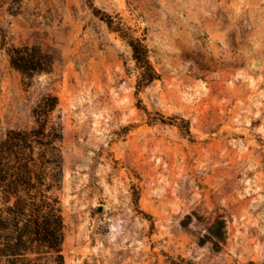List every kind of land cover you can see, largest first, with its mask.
Returning a JSON list of instances; mask_svg holds the SVG:
<instances>
[{"label":"rangeland","instance_id":"374dc122","mask_svg":"<svg viewBox=\"0 0 264 264\" xmlns=\"http://www.w3.org/2000/svg\"><path fill=\"white\" fill-rule=\"evenodd\" d=\"M47 98L63 264H264V0H0V144Z\"/></svg>","mask_w":264,"mask_h":264},{"label":"trees","instance_id":"16d2710c","mask_svg":"<svg viewBox=\"0 0 264 264\" xmlns=\"http://www.w3.org/2000/svg\"><path fill=\"white\" fill-rule=\"evenodd\" d=\"M88 7L95 18L126 41L141 73L138 89L155 81L157 75L146 48L120 26L115 27L112 19L93 3L88 2ZM12 52L9 63L23 75L32 77L49 69L50 58L37 48ZM56 105L55 99L47 98L33 110V130L10 131L0 144V264H63L64 223L56 196L62 182V161L54 148V130L47 131L43 120ZM157 117L162 123L172 122ZM180 129L187 131L185 127Z\"/></svg>","mask_w":264,"mask_h":264},{"label":"water","instance_id":"95a60500","mask_svg":"<svg viewBox=\"0 0 264 264\" xmlns=\"http://www.w3.org/2000/svg\"><path fill=\"white\" fill-rule=\"evenodd\" d=\"M102 209H99V210H97V212H96V219H98L99 218V216L102 214Z\"/></svg>","mask_w":264,"mask_h":264}]
</instances>
